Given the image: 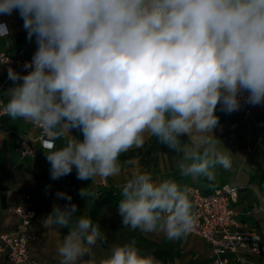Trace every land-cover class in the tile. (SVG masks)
<instances>
[{
    "label": "clouds",
    "instance_id": "obj_1",
    "mask_svg": "<svg viewBox=\"0 0 264 264\" xmlns=\"http://www.w3.org/2000/svg\"><path fill=\"white\" fill-rule=\"evenodd\" d=\"M14 11L37 48L26 74L8 69L4 111L42 128L52 180L73 168L82 181L116 176L120 155L142 148L145 134L180 154L182 176L212 181L216 166L231 168V151L215 147L216 112L264 106V0H0V15ZM8 36L0 23V37ZM58 139L65 142L56 148ZM188 193L134 172L117 214L132 231L180 240L196 220ZM79 195L87 198L86 187ZM58 196L67 203L42 223L68 229L59 264H94L99 224L77 216L71 196ZM100 264L160 262L133 241L114 244Z\"/></svg>",
    "mask_w": 264,
    "mask_h": 264
},
{
    "label": "crops",
    "instance_id": "obj_2",
    "mask_svg": "<svg viewBox=\"0 0 264 264\" xmlns=\"http://www.w3.org/2000/svg\"><path fill=\"white\" fill-rule=\"evenodd\" d=\"M0 22L6 23L9 29L8 37H0V52L16 61L18 73L26 74L20 62L31 61L37 48L35 37L31 41L27 39L18 11H14L11 16L0 15ZM12 86L13 82L9 80L0 61V91L6 104L9 99L6 92ZM250 108L254 119L264 117V106L250 105ZM216 115L219 116L220 124L214 129V135L222 143L215 147L221 152L231 151L230 169L216 166L215 178L209 181L203 176H182L177 166L181 156L175 152H158L150 157L147 165L141 163L139 156L119 159L120 174L108 178L96 177L94 182L83 181L89 193L84 206L86 211L98 189L113 187L121 191L134 172H147L156 183L172 180L181 186L198 187L203 192L211 191L223 183H232L239 186L238 200L233 203V208L238 212V223L264 236V210L259 209V205L264 204V132L242 114H227L218 107ZM38 136L39 127L29 121L11 119L7 114L1 119L0 235L14 231L19 222L15 213L7 211L8 207L18 204L30 206L35 215L29 227L32 235L28 243L29 258L38 264H59L57 244L62 242L68 229L56 225L46 228L42 222L54 205L63 207L67 203L58 193L69 195V187L50 178L51 166L45 158L44 148L36 141ZM149 138L145 134V144L149 143ZM23 139L32 143L33 151L21 157L15 148ZM129 161L132 163L129 164ZM73 172L76 174L75 168ZM26 195H29V199L25 198ZM101 232L104 239L98 240L92 248L94 264H100L109 257L114 244L123 245L133 241L141 253L153 255L160 264H213L208 243L196 234H187L180 240L170 241L163 232L143 233L126 227L115 231L102 229ZM248 259L250 264H264V257L248 256ZM0 264L14 263L0 254Z\"/></svg>",
    "mask_w": 264,
    "mask_h": 264
},
{
    "label": "built area",
    "instance_id": "obj_3",
    "mask_svg": "<svg viewBox=\"0 0 264 264\" xmlns=\"http://www.w3.org/2000/svg\"><path fill=\"white\" fill-rule=\"evenodd\" d=\"M0 61L7 76L9 68L17 72L16 61L6 53L0 52ZM20 63L24 67L26 62ZM24 71L27 70L24 69ZM5 107L6 103L0 91V127L1 119L6 115ZM235 113L249 118L261 132H264V117L254 119L251 115L250 105L242 102L240 110ZM47 139L42 128L39 127V136L36 141L43 147ZM15 150L21 157H24L32 153L33 145L23 139ZM188 189L196 218L194 227L188 234H196L208 243L213 264H250L248 256L264 257V236L256 230L240 225L237 221L238 212L233 208V203L238 200L239 186L223 183L208 192H203L194 186H190ZM25 198L29 199V195H26ZM259 209L264 210V204H260ZM7 211L15 213L19 217V222L14 231L0 235V254L14 264L27 262L38 264L28 255V243L32 238L29 227L35 215L34 209L24 204H18L8 207Z\"/></svg>",
    "mask_w": 264,
    "mask_h": 264
},
{
    "label": "trees",
    "instance_id": "obj_4",
    "mask_svg": "<svg viewBox=\"0 0 264 264\" xmlns=\"http://www.w3.org/2000/svg\"><path fill=\"white\" fill-rule=\"evenodd\" d=\"M73 134L80 139H83L82 133L73 131ZM186 139V138H185ZM64 139L55 141V147H62ZM158 152L172 153L173 151L159 145L154 137L149 138V143L142 148H133L128 152L120 155L119 159H127L135 156L140 157L143 165H147L150 157ZM59 181L65 183L69 187V196L72 198V203L78 205L77 216L83 215L90 217L94 223H98L100 230L115 231L121 227V218L117 214L119 201L122 199L121 191L113 187H102L96 191V196L91 199L89 209L86 211L85 204L87 198H82L79 195V190L85 188L82 180L77 179V175L72 171L71 174L66 175Z\"/></svg>",
    "mask_w": 264,
    "mask_h": 264
}]
</instances>
